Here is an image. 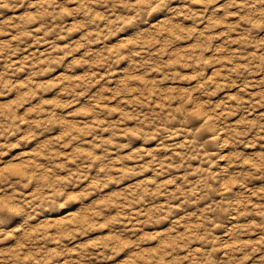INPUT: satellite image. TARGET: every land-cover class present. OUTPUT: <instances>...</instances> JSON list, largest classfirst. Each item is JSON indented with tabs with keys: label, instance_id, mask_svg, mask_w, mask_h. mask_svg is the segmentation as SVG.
I'll list each match as a JSON object with an SVG mask.
<instances>
[{
	"label": "clouds",
	"instance_id": "obj_1",
	"mask_svg": "<svg viewBox=\"0 0 264 264\" xmlns=\"http://www.w3.org/2000/svg\"><path fill=\"white\" fill-rule=\"evenodd\" d=\"M0 264H264V0H0Z\"/></svg>",
	"mask_w": 264,
	"mask_h": 264
}]
</instances>
